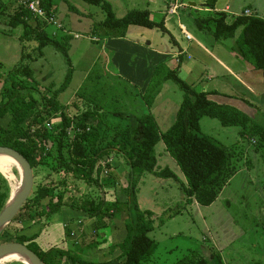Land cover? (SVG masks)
Returning <instances> with one entry per match:
<instances>
[{"label":"rangeland","instance_id":"rangeland-1","mask_svg":"<svg viewBox=\"0 0 264 264\" xmlns=\"http://www.w3.org/2000/svg\"><path fill=\"white\" fill-rule=\"evenodd\" d=\"M51 1L52 10L54 9L53 24L43 20L48 23H46V31L50 37L57 38L64 45L70 62L68 63L64 55L51 46L44 47L41 50L42 56L37 57L35 52L37 43L30 39L23 43L25 46L23 55L29 53L30 58H22L21 53L17 60L19 56L17 41L22 28L10 29L8 22L10 17L18 12L21 0H0V7L4 12L3 16H0V90L3 79L9 72L15 70L16 66L20 68L27 64L32 69V80L36 83L40 94L49 97L57 91L56 101L60 106H65L83 85L86 91L92 89L90 81L94 80V76H105V86L113 85L116 94H121L117 99L120 101V106L117 105L119 111L128 107L129 112L132 111L137 115L142 113L141 109L137 110L140 104L143 109L146 107L141 102V95L135 93L136 91L129 86L128 82H133L132 79H135L132 76L146 69L142 62L156 58L155 51L165 54L173 49L172 46H175L173 39L180 43L184 42L180 25H183L190 34L198 33L194 19L207 16L201 11L196 13V8L191 9L189 6L177 10L176 6H173L177 13L166 15L164 0H104L110 4L115 18H122L130 11L143 10L151 12L150 19L155 23L165 18V28L169 33L164 30L165 28L146 29L137 26L114 30L100 26L105 15L98 6L86 4L82 0ZM181 1L188 3L187 0ZM221 1L224 5L227 3L229 22L234 17L242 15L243 10L248 7L251 8L248 16L264 20V0ZM154 2L160 4L161 12H154L158 8ZM197 7L201 9L200 6ZM29 23L32 26L36 25L35 20L30 19ZM211 29L212 24H208L201 29V32L205 36L208 34L211 39ZM239 33L240 29L235 32L234 38L221 41L226 46L233 47ZM113 37L121 38L113 40ZM107 41L111 42L102 48ZM150 50H154L152 56ZM210 54L215 60H220L213 53ZM211 55H206V61L203 60L200 64L203 75L198 76V82L194 74L183 71L186 63L180 65L182 71L180 75L178 74L179 78L197 92L201 91L202 85L205 87L215 85L222 94L244 98L254 106V109L246 107L241 111L252 119L254 124L264 129V95H250L238 82V75L236 73L228 75L221 71L216 66V62L210 58ZM156 60L152 59L151 63L157 62ZM158 60L160 64L167 59L163 56ZM15 61V64L10 65ZM243 63L245 66L251 65L244 60ZM169 66L178 67L174 63ZM205 69H210L212 74L214 72L217 75L211 77ZM114 73L122 74L125 79H120L113 75ZM87 75H89L88 79L85 80ZM127 75L129 76L126 77ZM67 77H69L68 81H66ZM62 85L64 88L60 90ZM32 98L35 104L40 101L36 93ZM182 98L183 93L175 83L166 81L162 84L148 111L154 118L159 132H164L173 124ZM8 119V115L0 119V127H5ZM199 130L201 135L232 150V163L240 172L223 188L221 195L211 206H194L191 202L185 204V200H181L183 193L180 190V185L185 180L160 140L155 146L158 166L171 170L176 180L158 178L152 174H145L140 180L136 203L140 210L152 213L154 229L147 236L155 242L154 251L140 264H175L192 256H202L209 264H219L220 260L224 261H221V264H249L258 260L263 263L264 149L259 147L256 136L249 133L241 135L240 127H224L216 119L201 118ZM111 133L105 132V129L100 127V140L103 142L104 139H109ZM106 163L109 164L110 171L117 176L116 195L120 196V187L126 186L127 167L121 158L113 155L103 157L100 161L101 168ZM13 172L20 182L21 173L15 169ZM111 187L112 182L107 183L105 188ZM78 188L79 191L74 197L78 198L85 194L94 198L93 205L99 202L100 197L109 196L106 194L104 196V189L99 190L91 185L80 184ZM124 221V214L115 219L106 218L102 221L105 228L98 230L95 227V219L89 218L86 213L63 208L43 223L30 222L25 223L24 226L16 222L10 224L0 233V245L13 243L15 237L19 235L30 237L38 234L35 243L41 250H46L51 245L63 246L77 251L84 259L105 262L119 254L115 251V254L111 255L109 247L114 243L122 242L125 236ZM208 247H213L214 251H207ZM210 253L214 254L212 258L209 256ZM218 257L222 259L219 260Z\"/></svg>","mask_w":264,"mask_h":264},{"label":"trees","instance_id":"trees-1","mask_svg":"<svg viewBox=\"0 0 264 264\" xmlns=\"http://www.w3.org/2000/svg\"><path fill=\"white\" fill-rule=\"evenodd\" d=\"M39 1L46 14L53 16L52 1ZM82 1L98 6L104 12V20L100 23L103 28L116 30L137 26L164 29L162 22L155 23L150 19L147 10L130 11L122 18H115L106 1ZM18 9L10 17L8 26L10 29L22 28L18 37L22 58H30L29 53L23 55V43L30 39L37 43V57L42 56L44 47L51 46L62 53L69 63L64 45L46 31L48 23L33 18L21 4ZM3 14L0 7V16ZM30 19L36 21L35 26L30 25ZM208 24H212L211 36L216 41L234 38L235 32L240 29L231 51L241 60L249 62L254 70L260 71L264 83V20L241 15L228 22L225 13L218 12L195 21V26L200 30ZM32 73L27 64L20 68L16 66L4 77L0 90V119L9 116L5 127H0V147L14 149L24 156L31 166L34 179L29 198L10 224L43 223L63 208H68L95 219V227L99 230L105 228L102 221L106 218L115 219L125 215V236L121 243L109 247L111 255L115 251L119 254L105 262L84 259L77 251L63 246L51 245L41 250L35 243L38 234L15 237L14 242L26 245L45 264H140L154 251L155 242L147 236L154 229L152 213L139 209L136 192L145 174L176 180L171 170L158 166L155 146L160 140L185 180L180 185L185 204L194 201L199 206L211 205L238 170L232 163V150L200 134L201 118L216 119L224 127L238 126L241 135L249 133L256 136L259 147L264 149L262 127L233 106L212 101L209 96L216 93L194 90L179 78L177 67L169 68L165 64L156 66L141 96L142 102L150 108L166 81H172L182 91L183 98L174 122L162 133L149 112L136 115L129 112L128 107L119 111L117 105L120 106V101L117 99L121 94H116L113 85L105 86V76H94V80L90 81L92 89L86 91L83 85L67 105L60 106L56 101L57 91L49 97L40 94L32 80ZM68 80L69 77L66 78ZM63 88L64 85L60 90ZM34 93L39 95L37 104L32 98ZM100 127L105 132H112L109 139H102L103 142L99 136ZM109 155L121 158L127 167L126 186L120 187V196L116 195L117 176L110 171L108 163L104 164L103 169L100 166L103 157ZM111 182L112 187L105 188ZM80 184L104 189V196H109L100 197L99 202L93 205L94 198L85 194L74 197ZM9 196V184L0 174V211ZM175 264L209 262L202 256H192Z\"/></svg>","mask_w":264,"mask_h":264},{"label":"crops","instance_id":"crops-1","mask_svg":"<svg viewBox=\"0 0 264 264\" xmlns=\"http://www.w3.org/2000/svg\"><path fill=\"white\" fill-rule=\"evenodd\" d=\"M187 1H188V3H186L185 1H181V0H164L166 15H169V16L175 15L177 13L176 10L178 8H180V7L186 8L188 6L191 7V9L196 8V10H197L196 13H198L199 11L206 13L207 16L205 18L211 17L212 15H214V13H218V12H223V13H225L226 16H228V14H229L228 6H226L227 3L224 5L221 0L220 1L219 0H187ZM154 5L158 7L157 10H155L154 12H161V10L159 9L160 4L154 2ZM197 5L200 6L201 9H198ZM173 6H176V10L171 11ZM244 11H248L250 14L251 8L248 7L247 9H244L243 12ZM197 19H204V17L195 18L194 24H195V21ZM160 22L163 23V27L165 28V24H166L165 18H162V20ZM180 27L182 29L181 34L184 36L182 38L184 41L183 43L177 42L175 39H173L172 42L175 45V46H172L173 49L169 50L165 54H162L159 51H155V54L157 55L156 58H151V59L149 58V59H146L145 61L142 62V65H144L146 67V69L144 71L135 73L134 76L131 75L135 79H132L133 82L132 81L131 82L127 81V82L129 83V86H131L136 91L135 93H137L141 96L143 95L145 89L147 88V86L150 82V78H151V75H152L155 67L160 65V64H165L166 66L171 68L172 66H169V65L171 63H174L175 66L176 65L178 66L177 67L178 68V74L180 75V73L182 71V67L180 68V65L183 63H186V65L183 66L184 67L183 71H186L192 75L194 74V77H195V79L197 78L196 81L198 82V79H199L198 76L203 75V73L200 69V64H202L203 60L206 61V59H205V57L207 58L206 55H211L210 53H213L216 57H218L220 59V60H215L213 55H211L212 57L210 56V58H212L213 61L216 62V64H217L216 66L221 71H223L224 73H226L228 75L236 73L238 75L237 78L239 79V81L237 79L236 80L241 84V86L245 90H247V92L250 95H252V96L253 95H264V83H263L262 73L260 71L254 70L251 65L245 66L243 63V60H241L239 58V56L236 55L235 52L231 51L230 46H226L221 40L216 41V40L212 39L213 37L211 36V34H210V36L212 37L211 39H210L208 34H207V36L203 35L201 30L198 29L196 26L195 27H196V29H198V33H192L191 32V34L185 30L183 25H180ZM166 29L167 28H165V31L168 32V29L167 30ZM210 32H211V30H210ZM120 38L121 37H113L112 39L116 40V39H120ZM171 38H173V37H171ZM110 42L111 41L104 42L102 48L107 46V44H109ZM137 45H139V44H137ZM139 46H141V45H139ZM208 49L210 51H208ZM17 50H18V54H19V56L17 58V60H18L20 57V54H21V46L18 43V41H17ZM153 54H154V50H150V55L152 56ZM163 56H165L167 60L164 63L161 62L160 64H158V61H160L158 59H160ZM152 59H154V60L157 59L156 60L157 62L151 63ZM16 61L14 63H10V65L15 64ZM205 70H207V72L210 73L211 77H212V75H217L214 72L212 74L210 69H205ZM113 75L119 77L122 80L125 79L124 78L125 76H123L122 74L120 75L119 73H114ZM128 76L129 75H127L126 77H128ZM201 87H202V89L200 92H206V93H212L213 92V93L217 94V95H210L209 96V98L216 103L230 105V106H233L234 108H236L240 111L246 107L254 109V106L249 104L244 98H240V97L234 98V96H232L230 94L225 95V94L220 93L219 88H216L215 85L212 87H205L204 85H202ZM138 98L139 97H137L136 99L138 100ZM139 102H140V100H139ZM140 109L142 111V113H140V114L148 113V111L150 110V108H147V107L145 109H143L141 104L137 110L140 111ZM239 172L240 171H237L232 176V178L229 180V182ZM223 188H222V190H223ZM222 190H221L219 196L221 195ZM181 198H182L181 200H184L183 199L184 195L181 196ZM191 203L194 206H199L194 201ZM228 204H230V203H228ZM70 213L74 214L72 211H70ZM22 226H24V225L22 224ZM207 251L213 252L214 248L208 247ZM212 254L213 253H210V255H209L211 258H212V256H214V254L213 255ZM218 258L220 260L221 257H218ZM251 260H253V259H251ZM221 261L222 260H220L219 262L221 263ZM222 262H224V261H222ZM249 264H262V262L258 260V261H254L253 263L250 262Z\"/></svg>","mask_w":264,"mask_h":264},{"label":"water","instance_id":"water-1","mask_svg":"<svg viewBox=\"0 0 264 264\" xmlns=\"http://www.w3.org/2000/svg\"><path fill=\"white\" fill-rule=\"evenodd\" d=\"M0 155L12 158L20 166L22 177L20 179L21 187L19 193L13 200H8L0 212V233L15 218L17 213L26 203L33 189V173L30 164L24 156L14 149L0 147ZM11 197V196H10ZM10 199V198H9ZM20 252L30 264H45L43 260L30 248L22 243H5L0 245V261L10 253ZM22 263V262H21ZM24 264V263H22Z\"/></svg>","mask_w":264,"mask_h":264},{"label":"bare ground","instance_id":"bare-ground-1","mask_svg":"<svg viewBox=\"0 0 264 264\" xmlns=\"http://www.w3.org/2000/svg\"><path fill=\"white\" fill-rule=\"evenodd\" d=\"M14 169L17 170L18 173L20 172L22 177V172L18 163L12 158L0 155V173L7 180L9 187L11 188L10 191L11 197L9 196L10 199L8 198V200H13L16 197V195L19 193L21 187V183L17 181L14 175L13 172ZM21 262L24 264H30L28 260L20 252L14 251L10 253L9 256L2 259L0 261V264H16Z\"/></svg>","mask_w":264,"mask_h":264},{"label":"built area","instance_id":"built-area-1","mask_svg":"<svg viewBox=\"0 0 264 264\" xmlns=\"http://www.w3.org/2000/svg\"><path fill=\"white\" fill-rule=\"evenodd\" d=\"M20 4L23 5V7L33 16V18L46 20L48 23L53 24V16H48L46 14V12L40 7L39 0H21ZM174 9L172 8L171 11H174ZM248 13V11H244L242 15L248 16Z\"/></svg>","mask_w":264,"mask_h":264}]
</instances>
